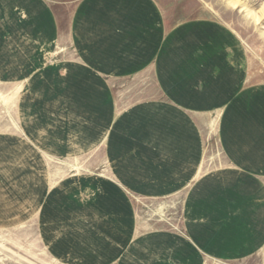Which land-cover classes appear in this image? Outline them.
I'll use <instances>...</instances> for the list:
<instances>
[{"label":"rangeland","instance_id":"1","mask_svg":"<svg viewBox=\"0 0 264 264\" xmlns=\"http://www.w3.org/2000/svg\"><path fill=\"white\" fill-rule=\"evenodd\" d=\"M39 1L0 0V264H264V0H147L151 50L107 74L74 40L83 0Z\"/></svg>","mask_w":264,"mask_h":264},{"label":"crops","instance_id":"2","mask_svg":"<svg viewBox=\"0 0 264 264\" xmlns=\"http://www.w3.org/2000/svg\"><path fill=\"white\" fill-rule=\"evenodd\" d=\"M120 1L122 0H83L75 8L74 11L76 14L74 15L73 13L71 20H70L71 22L70 26L72 25V21H75V29H76V34L74 38L75 43L84 45L83 48L86 50L87 59H84V61L88 65H90L94 69V71L95 69L101 70L102 72L101 71L97 72L99 74L109 73L108 71H103L107 68L106 66L107 63H105L106 59L108 60L111 57V60L113 59L117 60L121 57V54H123L124 52L128 53L131 59L132 58L133 59L143 58L145 54L148 55L149 51L151 50L150 48L152 47V44H153L152 42L156 40L154 37L155 35H153L154 31L151 29L152 21H154L153 18L155 16L154 15L155 12H153V7L151 6V4H149L147 0H129L132 6L136 4L138 8H140L135 11L134 7L131 10H126L124 6H122V8H120V6L117 8V6H115L114 3L116 2V4H118ZM17 4L19 5L15 4L16 6L14 7L13 10L18 9L20 6V8L25 10L26 12H31V13L36 12L38 15H42L44 12H47V13L49 12V9H48L49 7H47V5H43L44 3H42V1H39V0H17ZM3 11L8 12L7 7L4 5L1 6V3H0V13H2ZM31 13H29L28 15L30 16V18L34 16V15H30ZM10 16L12 17L13 15H10ZM6 20H9V19H6ZM18 22L20 21L17 20V22L14 23V25H16ZM21 24H19L18 26H15L14 29L16 30L17 28L22 27L23 25L21 26ZM14 25L12 26L14 27ZM12 26L10 25L8 26V28ZM52 26H54V24L51 25V27L45 26V28L46 29L51 28L50 30L53 31L54 27ZM43 27L44 25H41L40 31L38 30L39 33L43 32ZM109 69H111V67H108L106 70H109ZM78 71L79 72H75V73L68 71L67 74L73 75V76L77 74L82 75V74H85L86 70L84 71V69H79ZM88 74H91V73H88ZM165 75L166 74L163 73V76ZM160 76L162 77V75ZM80 105H81V110L79 108ZM82 107H84V105L79 103L75 111L76 112L83 111ZM219 115H221V110H220ZM117 117H118L117 112L116 110H114L113 115H112V122L115 121ZM54 129H55L54 133H59L58 131L60 130V128L54 127ZM46 133H49V132L46 131ZM19 134L24 136V132L22 128L20 129ZM49 135H51V133H49ZM242 177L244 178V175H242ZM235 178L236 180L231 182L233 183L232 186L233 187L238 186L240 188H243V183L245 180L243 179L241 180V175L239 173H236ZM115 180L116 182L109 179V181L105 184H107V186H110L114 191L118 193V188H120L121 185L119 181H117V179ZM231 183L229 182L225 183V187H229ZM105 192L106 191H104V193ZM119 196L121 197V199L123 198L120 194ZM102 200L103 199H101L100 201ZM237 215L238 214H235V217L233 215L232 220L233 219H235V221L239 220L238 217H236ZM89 223L92 224L90 221ZM95 226H96L95 224H93V227L91 225L89 226L93 232H97ZM244 227L245 225H243V228ZM170 239L171 241H169ZM260 241H261V244L258 247V249L260 248L263 249L264 240L262 241L261 239ZM148 242L154 245H156L158 242V244L162 247L161 249H162L164 256H166V254L168 256L169 255L172 256L177 251V238L176 237L158 235L157 237L149 238ZM62 243H64L63 237H62L61 244ZM141 244L143 245V241L139 243L138 245H141ZM116 246L113 247L112 250L110 249L114 253L118 252L119 250V247L118 246L116 247ZM133 246L134 245L131 244L128 249L134 250L135 248H138V247L133 248ZM204 250L207 251L206 249ZM55 253H60L58 255H60V257H64L67 254V250L62 247V249L55 251ZM109 258L110 260L113 259L111 255ZM132 262L133 260L130 261V263ZM123 263H125V260H123ZM173 263L174 261H171V264Z\"/></svg>","mask_w":264,"mask_h":264}]
</instances>
